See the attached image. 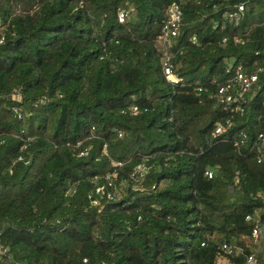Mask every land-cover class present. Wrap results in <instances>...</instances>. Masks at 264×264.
<instances>
[{
	"label": "trees",
	"instance_id": "1",
	"mask_svg": "<svg viewBox=\"0 0 264 264\" xmlns=\"http://www.w3.org/2000/svg\"><path fill=\"white\" fill-rule=\"evenodd\" d=\"M239 1L0 0V264H264L245 220L264 219L251 148L264 131V1L227 22ZM173 3L170 82L157 36ZM237 66L263 70L235 111L216 94Z\"/></svg>",
	"mask_w": 264,
	"mask_h": 264
},
{
	"label": "built area",
	"instance_id": "2",
	"mask_svg": "<svg viewBox=\"0 0 264 264\" xmlns=\"http://www.w3.org/2000/svg\"><path fill=\"white\" fill-rule=\"evenodd\" d=\"M264 1V0H263ZM246 4V0H241L238 3L233 4L228 9L224 10L222 13V18H224L227 22H233L237 24L241 18L242 13L244 11ZM127 13L122 10L117 14V18L120 22H122ZM180 20H181V10L178 4H171L166 10V18L164 19L161 31L157 36L159 40V44L162 46V50L164 51V59H163V74L167 81H174L173 75V62L172 57L173 54L168 52L169 48L172 46V39L177 36L180 30ZM225 41V39H223ZM238 41V40H236ZM1 42V41H0ZM263 70L261 66H257L252 72H244L241 66H237L234 69L232 75L226 79L225 82L218 86L217 94L222 101L226 104H229L233 110L240 109V103L243 100V96L249 90L253 88L254 83L258 79V74ZM200 90V89H199ZM206 91V89L204 88ZM12 98L15 99L16 105L13 106V111L15 112L18 119L22 118L23 110L21 105L18 102L21 101L20 91L17 89H13ZM45 100V96H41L37 103H40ZM132 111L134 113L139 112V107L137 105L132 107ZM230 125L229 119H227L224 123L217 122L213 131V136L221 134L224 132ZM240 139V143H244L247 139V135L242 133ZM25 148V146H23ZM252 150L254 149L256 153V161L257 163H264V131L258 133L256 139L251 145ZM103 152H106V145L103 146ZM84 152H81L82 155ZM20 159V157L18 158ZM114 166H120L121 162H113ZM144 164H138L134 170L132 175H138L140 178H143L145 173ZM206 176H212V170H206L204 173ZM111 185V182H108ZM103 186L99 185L94 190L88 193V199L93 205H97L99 203V197L103 194ZM105 195L107 199H113L115 197V191H105ZM256 198L264 199V190L259 189L256 192ZM139 218V217H138ZM245 220L253 223L250 232V241L253 244H261L264 241V219H260L257 215L254 216L252 214H247L245 216ZM0 239H1V231H0ZM205 241L201 243L204 245ZM221 248L226 256L229 258L237 256L239 254H243L244 249L238 245H232L228 242H222ZM5 246L0 242V255L6 254ZM86 263V259H83ZM222 264H230L229 259L223 260ZM240 264H258L255 253H250L246 255L245 259Z\"/></svg>",
	"mask_w": 264,
	"mask_h": 264
}]
</instances>
